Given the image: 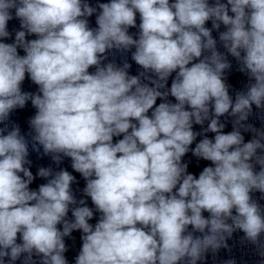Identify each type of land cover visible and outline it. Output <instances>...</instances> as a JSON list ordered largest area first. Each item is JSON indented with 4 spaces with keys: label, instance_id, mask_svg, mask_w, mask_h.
Returning <instances> with one entry per match:
<instances>
[{
    "label": "clouds",
    "instance_id": "clouds-1",
    "mask_svg": "<svg viewBox=\"0 0 264 264\" xmlns=\"http://www.w3.org/2000/svg\"><path fill=\"white\" fill-rule=\"evenodd\" d=\"M13 9L24 30L14 43L0 42V123L31 100L34 150L42 146L57 164L70 157L101 215L90 224L93 210L81 199L71 209L74 219H66L77 205L70 187L75 177L67 170L40 168L38 176L51 178L30 190L28 141L18 126L5 124L0 264L22 256L23 264H35L34 255L40 264H68L64 237L73 230L83 233L75 264H197L209 250L228 248L238 230L264 257V208L250 195L264 194V131L244 123L253 105L264 108V0H110L99 4L95 29L86 18L96 8L85 0H0V38L10 36ZM137 12L134 39L128 29ZM209 20L213 29L225 26L219 40L250 80L234 101L225 82L231 63L205 27ZM32 34L37 38L26 40ZM132 47V59L144 69L139 75H129L127 62L102 63L106 52ZM173 72L170 89L161 91ZM26 73L38 94L21 91ZM158 98L165 102L154 107ZM225 114L235 117L228 133L220 120ZM205 121L214 139L205 135L192 152L211 165L196 178L182 157L200 135L193 124ZM241 129L253 139L245 143Z\"/></svg>",
    "mask_w": 264,
    "mask_h": 264
},
{
    "label": "water",
    "instance_id": "water-1",
    "mask_svg": "<svg viewBox=\"0 0 264 264\" xmlns=\"http://www.w3.org/2000/svg\"><path fill=\"white\" fill-rule=\"evenodd\" d=\"M79 252H65L64 256L68 264H75L76 257ZM35 264H40V257L33 256ZM24 257L15 261L14 264H23ZM234 260L235 264H264V257L259 254L258 250L252 249H235V248H221L215 254L209 250L203 260L198 261L197 264H225L226 261ZM5 264H8L5 258Z\"/></svg>",
    "mask_w": 264,
    "mask_h": 264
}]
</instances>
